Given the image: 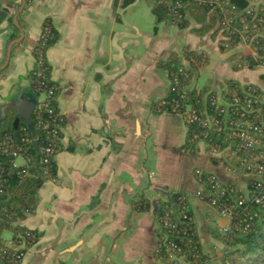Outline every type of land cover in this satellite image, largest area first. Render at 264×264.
Here are the masks:
<instances>
[{
    "label": "crops",
    "instance_id": "0c3cea01",
    "mask_svg": "<svg viewBox=\"0 0 264 264\" xmlns=\"http://www.w3.org/2000/svg\"><path fill=\"white\" fill-rule=\"evenodd\" d=\"M24 2L18 12L22 0H0V129L8 118L21 126L25 118L32 123L30 73L47 24L52 39L45 57L58 88L61 123L53 176L42 183L35 210L21 222L36 234L21 264H154L157 202L182 195L204 257L219 256L213 250L224 246L218 229L226 221L194 197L200 188L194 171L240 186L246 178L227 174L203 148L185 153L187 126L156 104L170 85L163 64L172 54L187 63L185 51L203 62L196 89L219 91L235 81L264 90V68H237L230 59L235 51L249 57L251 49L221 51L210 33H195L199 24L188 15L183 29L158 22L150 0ZM209 70L211 81L198 84L199 74ZM138 201L147 208L134 207Z\"/></svg>",
    "mask_w": 264,
    "mask_h": 264
},
{
    "label": "built area",
    "instance_id": "2783aa9c",
    "mask_svg": "<svg viewBox=\"0 0 264 264\" xmlns=\"http://www.w3.org/2000/svg\"><path fill=\"white\" fill-rule=\"evenodd\" d=\"M163 1L167 3L174 24L182 14L186 15V0ZM193 1L209 8L215 4L210 16L226 30L223 40L236 37L238 45L251 49V57L264 68V54L260 55L264 43V1L243 9H237L230 0ZM51 34V27L44 25L34 49L35 65L30 73L34 94L32 122L41 134H29L22 127L19 140L8 133L0 135V154L11 159L19 177L32 176L31 169L37 167L45 180L51 179L53 160L60 149L61 118L55 108L58 88L49 77L45 57ZM186 61L171 74L168 89L179 95L169 112L180 115L188 128L184 152L196 153L203 148L211 159L221 163L227 174L246 178L244 186H240L223 183L215 174L201 168L194 171L200 187L194 197L208 204L226 221L218 232L228 238L247 230L249 222L256 216L251 211L252 206L264 207V90L252 83L236 82L219 91H209L204 97V107L196 110L190 104L188 86L185 85L191 59ZM240 66L236 65L237 68ZM32 143L40 144L36 159L28 150ZM2 193L0 189V196ZM190 212V204L184 195L176 196L163 206L164 218L159 220L160 232L154 249L155 264H204V254L190 244ZM0 213L10 217L14 211L0 204ZM180 224L185 227L183 230L179 228ZM16 226L18 228L11 232L10 239L1 238L0 264H21L27 249L36 242V234L31 229L21 226V222ZM179 237L186 243L176 242Z\"/></svg>",
    "mask_w": 264,
    "mask_h": 264
},
{
    "label": "trees",
    "instance_id": "16d2710c",
    "mask_svg": "<svg viewBox=\"0 0 264 264\" xmlns=\"http://www.w3.org/2000/svg\"><path fill=\"white\" fill-rule=\"evenodd\" d=\"M152 2V12L157 17L158 22H166L173 24V21L170 16V12L165 2L162 0H150ZM230 2L237 7V9H243L247 6L249 0H230ZM185 14L190 16L191 19L197 24L199 28H194L196 34L206 35L211 33L212 27L214 26V21L209 13V7L206 5H199L193 0L185 1ZM186 15L182 14V17L176 22L178 28L183 29L188 26L189 22L186 19ZM214 38L215 32L211 34ZM52 37V34H51ZM52 39V38H51ZM50 39V42H51ZM49 42V43H50ZM224 44H227V48H224ZM235 44H237V38L227 39L220 42L221 51H232L234 50ZM260 55L264 54V43L260 50ZM185 59H191L189 61L188 77L186 79L185 85L188 86L187 93L190 96V104L194 109H202L204 107V97L209 92H216L217 90H208L205 88L196 89L193 82L196 78V73L199 70L200 66L203 64L202 59L197 56L192 51H185ZM181 57L177 54H172L168 62L163 64L164 69L167 70L168 76L170 78L171 74L176 70L178 66L181 65ZM232 61H235V65L239 64L240 67H251L252 60L249 57H245L240 52H233L230 56ZM253 59V58H252ZM235 81H227L225 86H231ZM179 100V95L176 91H168L166 97L158 102L156 106L160 110L169 112L172 105ZM157 111L156 107L154 108ZM21 127L25 128L26 132L32 135H40L41 133L35 129L33 122L30 126L19 125L15 127L13 124L12 118H8L2 125L0 129V135L11 134L15 136L14 133L17 131V135L14 137L16 140H19L21 135ZM39 143H32L28 146L30 154H32L35 159L38 158L37 155L40 151ZM36 161V160H35ZM18 169L14 168L11 165V159L6 155L0 154V189L3 191L0 196V204L12 208L14 214L10 217H4L0 213V241L1 234L4 231L14 232L18 227L17 223L22 222L27 213H31L36 208V197L37 192L40 189L42 183L45 179L39 174L38 168L33 167L31 169L32 176L29 177H19L17 175ZM176 196L171 198L174 199ZM168 201V202H169ZM168 202H157V216L158 219H163V206ZM138 206V207H137ZM144 201H138L134 203V207L138 210L142 208H147ZM252 213H255L256 216L249 222L248 228L244 232H239L231 236L222 237L221 240L224 244V250L222 251V257L220 259V264H264V207L252 206ZM190 220L191 214H190ZM181 230L185 227L180 224L178 225ZM190 236V241L192 245L196 246L199 250L200 247L195 242V233L192 227V236ZM182 237L176 238L175 241L183 244L185 239ZM186 243V242H185Z\"/></svg>",
    "mask_w": 264,
    "mask_h": 264
},
{
    "label": "rangeland",
    "instance_id": "374dc122",
    "mask_svg": "<svg viewBox=\"0 0 264 264\" xmlns=\"http://www.w3.org/2000/svg\"><path fill=\"white\" fill-rule=\"evenodd\" d=\"M163 1V0H162ZM259 1H264V0H249V2H248V6H252V5H256V3H258ZM164 2V1H163ZM140 3H145V0H140ZM146 4V3H145ZM166 5H167V3H165ZM206 6H208V5H206ZM216 6H215V4H212L211 5V7H210V9H209V13L210 12H213V11H211V10H213L214 8H215ZM214 15V14H213ZM214 21H212L213 23H214V26L212 27V32L210 33V34H212V33H214L215 32V36H214V38H215V40H216V43H217V45L220 47V42H222L223 41V37H224V34H225V32H226V30H224L222 27H220L218 24H217V20H215V18L213 19ZM174 24V23H173ZM174 26H178L177 25V23L176 24H174ZM224 33V34H223ZM247 46V45H246ZM237 47H243V46H241V45H238V43L237 44H235V47H234V49H236ZM249 57H251V56H249ZM252 60V65H251V67L253 68L254 66H256V67H259V65H258V63L255 61V59H251ZM235 62V61H234ZM211 66V65H210ZM210 66H208V68L210 67ZM212 74H213V72L211 71V70H209V71H207V73H205V72H202L201 74H199L200 75V77H199V79H198V84H204V83H209L210 81H211V79H212ZM1 238L2 239H10L11 238V234L9 233V231H4V232H2V234H1ZM224 245V244H223ZM218 247H220V245L218 246ZM225 246H221V248L222 249H220V248H217V250L215 249V250H213V251H215V252H218V255L219 256H211V257H207L206 256V260L204 259V264H220V259H221V257H222V251H223V248H224ZM217 255V254H216ZM156 263V258L154 257V264Z\"/></svg>",
    "mask_w": 264,
    "mask_h": 264
},
{
    "label": "water",
    "instance_id": "95a60500",
    "mask_svg": "<svg viewBox=\"0 0 264 264\" xmlns=\"http://www.w3.org/2000/svg\"><path fill=\"white\" fill-rule=\"evenodd\" d=\"M24 4H25V2H24V0H22V3H21V5H20V8H19V11H18V12H20V11L22 10ZM14 43H16V42L11 43V44L9 45V47H8V51H7V52H8V53H7V59L9 58V55H10V48H11V46H12ZM24 120H25V122H26V124H27L28 126L31 125V121H30L28 118H27V119L25 118ZM18 124H19V123H18V120H16L15 123H14L15 127H17ZM14 135H15V136L17 135V131L14 133Z\"/></svg>",
    "mask_w": 264,
    "mask_h": 264
}]
</instances>
